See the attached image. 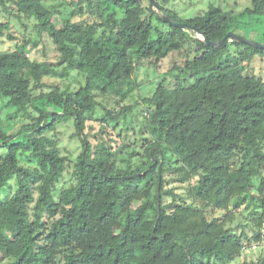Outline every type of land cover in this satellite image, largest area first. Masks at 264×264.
<instances>
[{"label": "trees", "instance_id": "16d2710c", "mask_svg": "<svg viewBox=\"0 0 264 264\" xmlns=\"http://www.w3.org/2000/svg\"><path fill=\"white\" fill-rule=\"evenodd\" d=\"M49 1L0 0L10 15L35 18L39 36L0 52V99L35 119L14 130L0 117V264H236L264 241V78L241 66L264 48L204 44L164 22L150 0H73L65 12ZM158 2L213 41L240 24L213 4L181 21L167 0ZM240 14L260 19L264 0H251ZM9 29V22L0 25V37ZM45 35L59 52L57 65L27 54ZM173 52L184 56L174 69L193 80L178 78L170 88L161 82L141 103L127 104L141 87L139 63L158 67ZM45 77L62 82L46 89ZM97 91L122 106L109 110ZM141 106V144L127 158L120 162L118 152L133 142L116 151L101 142L94 151L85 128L99 107L104 119L127 126ZM68 121L82 140L75 160L56 135ZM65 175L71 179L62 182ZM169 178L187 183L193 200L168 189ZM250 207L257 230L250 234L245 224L239 232L229 223ZM209 208L226 214L211 218Z\"/></svg>", "mask_w": 264, "mask_h": 264}, {"label": "rangeland", "instance_id": "374dc122", "mask_svg": "<svg viewBox=\"0 0 264 264\" xmlns=\"http://www.w3.org/2000/svg\"><path fill=\"white\" fill-rule=\"evenodd\" d=\"M73 0H51L47 4L52 5L53 7L62 10L65 12L66 7ZM145 3H147L145 1ZM210 4L220 6L224 10L232 11L237 15L240 24L237 28L231 30L237 35L249 38L253 41L264 43V16H260V19H253L248 16H241L240 12L244 10L251 4V0H167L165 3L166 8L171 9L175 12L181 21L185 19L192 18L198 14L204 13L207 11ZM67 13V12H66ZM82 16L75 17V21H80ZM9 22L10 29L5 31L4 35L0 37V52L7 50H14L16 43L21 41L24 37H33L34 39L39 38L36 31L35 24L37 20L35 18H27L22 16L21 19L7 13L3 6L0 5V25ZM159 26L164 27L161 23L156 22ZM189 32L197 37L199 35L191 29H187ZM12 34L16 38L11 39L9 35ZM201 37V36H200ZM244 46H238L235 44L229 45L231 50L243 48ZM245 48V47H244ZM193 52L195 51L194 47L190 48ZM28 56L31 59H36L39 61H48L51 64H59V52L56 49L54 42L50 37L45 35L40 41L39 45L35 48H30L27 51ZM184 56L179 52L170 53L157 67L149 61H142L137 66V73L135 75L136 81L140 83L141 87L136 89L131 96L126 100L127 104H134L141 101L142 96H150L155 87L161 82L164 83L166 87H173L178 78L182 79L185 77L183 71L175 70L176 65H182ZM241 66L244 68V71L248 75H255L264 78V55L259 54L252 61L245 60ZM80 80L83 81L80 76ZM189 82L193 80L192 77L187 78ZM44 82L48 85L45 86L46 89L49 88V85L62 82L59 77H45ZM71 87H77L79 81L74 77L70 78ZM37 92V91H35ZM97 98L109 109L113 110L120 108L122 104L116 103L114 97H108L107 95L102 94L100 91H97ZM0 106L2 108L1 121L6 124L7 122L15 123L14 130H17L23 124H29L34 122L30 112L26 111H16V108L9 106L8 99H0ZM144 107L135 108L134 111L130 114L125 125V121L121 119L119 122L110 120L108 117L104 119L106 111L99 107L96 113L87 120L85 134L88 135L89 139L93 142L94 151L97 148V145L101 142H105L107 146L116 151L122 145L132 143L131 146H126V148L118 152V157L120 162L122 159L128 157V153L132 148H137L141 143L139 137V130L142 127L144 112L140 110ZM138 111V112H137ZM145 114V113H144ZM104 127V128H103ZM128 128V129H127ZM53 135V133H50ZM56 135L59 139L60 147L62 153L67 156L70 160H75L76 157L82 151V140L76 134V129L73 121L62 122L57 125ZM4 151L0 149V154ZM71 172V171H70ZM71 179L70 175H65L62 182L68 181ZM168 189H174L178 196H183L188 202L193 200L188 193L187 183H179L177 181L171 180L166 184ZM15 188L10 189L13 191ZM173 198L171 196H165L164 200L166 203H170ZM202 205L200 204V207ZM253 207L248 209H241V214L230 222L229 224L237 228L240 232L242 230V225L248 224L246 230L251 234L253 231L257 230L255 225L256 215L251 213ZM210 217H219L223 218L226 214L225 210H213L209 208L207 210ZM264 234V227L261 229ZM264 257V241L262 243L256 244L253 243L251 246H248L244 250L243 254L235 261L236 264H254L260 258Z\"/></svg>", "mask_w": 264, "mask_h": 264}, {"label": "water", "instance_id": "95a60500", "mask_svg": "<svg viewBox=\"0 0 264 264\" xmlns=\"http://www.w3.org/2000/svg\"><path fill=\"white\" fill-rule=\"evenodd\" d=\"M151 8L155 11H158L162 15V20L168 23L170 26L184 28V29H191L199 35V39L207 45H212L214 47L222 48L224 47L230 40H238L243 43H247L251 46L257 48H264V43L253 41L249 38L237 35L235 32L230 31L228 32L221 40L213 41L208 38L205 32L201 31L197 26L192 25L188 22H180L174 19L169 13L164 11L159 4L158 0H150ZM201 36V37H200Z\"/></svg>", "mask_w": 264, "mask_h": 264}]
</instances>
